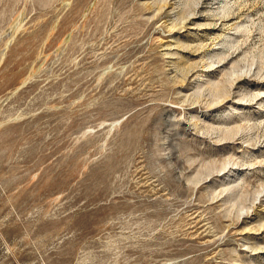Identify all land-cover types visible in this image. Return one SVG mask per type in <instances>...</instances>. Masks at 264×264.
Here are the masks:
<instances>
[{
    "label": "rangeland",
    "instance_id": "rangeland-1",
    "mask_svg": "<svg viewBox=\"0 0 264 264\" xmlns=\"http://www.w3.org/2000/svg\"><path fill=\"white\" fill-rule=\"evenodd\" d=\"M143 1L0 0V264H264V0Z\"/></svg>",
    "mask_w": 264,
    "mask_h": 264
},
{
    "label": "bare ground",
    "instance_id": "bare-ground-1",
    "mask_svg": "<svg viewBox=\"0 0 264 264\" xmlns=\"http://www.w3.org/2000/svg\"><path fill=\"white\" fill-rule=\"evenodd\" d=\"M199 1L200 0H192V2L193 3H199ZM143 2H145V3H150V0H147V1H143ZM157 2V1H156ZM175 4V5H174ZM167 3V4H163L162 6H160L159 7V9H164L166 12H168V14H171V13H173V14H175L176 13V9H177V7H178V2H176V3ZM202 6H203V4H202ZM220 6H222V5H220ZM207 7V6H206ZM222 8H223V6H222ZM180 9V8H179ZM219 9V8H218ZM217 9V10H218ZM197 13V12H196ZM203 13V12H202ZM217 13V12H216ZM176 14H179V13H176ZM204 14H196V15H193V16H190V15H186V17H185V20L182 22L183 23V26L182 27H184V28H186L189 32H195V31H198L199 29H201V26L200 25H203V24H201V23H198V22H195V18L196 17H198V16H203ZM227 19V18H226ZM231 22V21H230ZM182 23H181V25H182ZM162 24L163 25H166V26H169L170 28H172L173 26H172V24H170L169 22H168V20L167 19H165V20H163L162 21ZM225 25L226 24H228V21L226 20V22L224 23ZM233 24H235V23H230V25H233ZM180 25V24H179ZM228 26V25H227ZM181 27V28H182ZM207 27H209V28H211V29H217V25L215 24L214 26H213V24L211 25H206V28ZM174 28H175V26H174ZM219 34V33H218ZM219 36V35H218ZM167 41H169V40H167ZM171 42H167L165 45V49H171ZM173 47V46H172ZM167 52H169V51H167ZM166 52V53H167ZM220 62V61H219ZM214 63V62H213ZM213 63H210L209 64V66L210 67H212L214 64ZM191 73V72H190ZM188 75V74H187ZM197 77V76H196ZM196 81H198V80H196ZM199 82V81H198ZM210 83V82H209ZM214 87H218L217 86V84L216 83H214V85H213ZM224 91V90H223ZM222 92V91H221ZM225 94V93H224ZM226 96V95H225ZM255 96V95H254ZM254 99V98H253ZM262 107V104L260 105V108ZM231 175H235V171H233L232 172V174ZM263 237V236H262Z\"/></svg>",
    "mask_w": 264,
    "mask_h": 264
}]
</instances>
